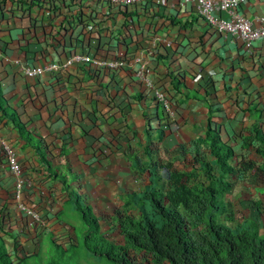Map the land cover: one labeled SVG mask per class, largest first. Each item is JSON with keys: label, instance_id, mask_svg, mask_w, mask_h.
<instances>
[{"label": "crops", "instance_id": "0c3cea01", "mask_svg": "<svg viewBox=\"0 0 264 264\" xmlns=\"http://www.w3.org/2000/svg\"><path fill=\"white\" fill-rule=\"evenodd\" d=\"M15 1L0 0V93L50 167L68 174L71 189L91 208L110 241L124 242L119 213L123 215L129 194L141 193L149 184L145 166L150 158L171 163L179 172L193 170L194 157L202 150L198 139L204 137L208 118L232 147V164L243 159L264 168V160L255 152L260 143L253 136L257 125L264 138L263 41L246 49L238 36L210 30L194 9L146 0L112 18L100 17L102 26L117 31L119 52L131 54V67L102 79L77 69L56 78V74L27 78L21 64L64 59L80 30L63 37V27L54 26L55 20H45L37 10L42 7L39 0H20L30 1L29 10H21ZM72 4L60 0L59 6L73 9ZM237 11L253 27L264 29V0H243ZM32 21H37L36 27ZM107 44L102 38L86 41L78 49L103 54L101 46ZM140 62L145 64L147 84L136 77ZM154 90L167 94L170 111L157 104ZM5 140L13 144L23 174L31 178L20 200L37 208L47 225L33 231L31 219L17 208L13 200L16 179L0 157L4 244L16 242L19 256L25 257L46 233L68 232L74 237L73 227L59 219L68 200L62 184L50 177L35 149L20 140L6 119H0V142ZM147 145L155 150L151 157L146 156ZM197 175L204 179L199 171ZM230 181L224 202L239 218L254 220L264 236V171L246 172ZM127 214L136 216L137 212Z\"/></svg>", "mask_w": 264, "mask_h": 264}, {"label": "trees", "instance_id": "16d2710c", "mask_svg": "<svg viewBox=\"0 0 264 264\" xmlns=\"http://www.w3.org/2000/svg\"><path fill=\"white\" fill-rule=\"evenodd\" d=\"M178 85L179 81L175 88ZM0 119H6L20 140L35 149L47 164L50 177L62 184L68 197L66 204L82 220L77 230L80 242L75 238L64 248L50 234L48 252L39 243L34 253L19 256L17 263L11 261L0 236V264H136L139 255L149 257L148 264H264V236L258 233L256 223L250 218L239 219L223 200L232 178L250 171L261 173L264 168L243 159L232 164L233 149L222 140L210 118L204 137L198 139L202 150L194 157L192 171L179 172L171 163L162 164L150 158L145 166L149 184L143 192L129 194L123 215L119 213L123 244L110 241L102 232L91 208L71 189L68 174L50 167L40 146L1 93ZM253 136L260 143L255 152L264 160V138L259 136L257 125L253 127ZM154 151L151 146L145 147L147 157ZM129 210H135L137 215L127 214ZM190 222L201 225L197 236Z\"/></svg>", "mask_w": 264, "mask_h": 264}, {"label": "built area", "instance_id": "2783aa9c", "mask_svg": "<svg viewBox=\"0 0 264 264\" xmlns=\"http://www.w3.org/2000/svg\"><path fill=\"white\" fill-rule=\"evenodd\" d=\"M62 1V0H61ZM66 1V0H63ZM73 9L66 6H59L60 0H39L38 7L41 13L45 15V20H55L54 26H62L65 37L66 34H72L73 30L79 28V36L69 46V52L62 60L51 61L42 65H27L21 64V70L27 78H37L45 74H56L55 78L62 76L71 69H77L80 72L89 70L98 78L112 76L120 70H125L131 67V54H121L119 46L121 43L116 40V30L111 26H102L100 17L112 18L116 14L125 10L134 8L137 5L145 3L146 0H71ZM152 1V0H149ZM164 1V0H163ZM171 2L179 8H191L204 20L210 30L217 33L227 35H236L244 43L246 49H250L253 43L257 41L264 42V29L253 27L250 20L238 13V7L243 0H165ZM16 3L23 10L27 8L29 2L16 0ZM28 7V10L31 8ZM37 7V6H35ZM33 8V7H32ZM29 12V11H28ZM69 13V14H68ZM227 14V18L222 17V14ZM52 18V19H51ZM40 20V19H39ZM37 21H32V26L36 27ZM58 22V23H57ZM52 29H55L53 27ZM92 38V39H91ZM108 41V47L103 45L101 49L103 54L90 55L89 52L80 51L79 45L86 41H96L100 39ZM100 43L97 44L99 48ZM73 48V49H72ZM36 64V62H34ZM145 64L140 62L136 77L145 84L148 80L145 78ZM153 98L157 104L161 105L165 111H170L172 107L171 100L167 94L160 90H154ZM0 157L4 166L16 181L14 187L13 200L17 208L31 219L30 226L33 231H38L46 228L47 220L42 213L34 206L23 204L20 196L26 186H30L31 178L23 174V168L18 161L17 151L9 140L0 142ZM41 195H46L42 193ZM63 204V200L60 205ZM54 238L61 243L64 248H67L70 243L68 232L55 233ZM16 242L13 245H7V252L13 263L18 262V252L15 248ZM18 246V244H16Z\"/></svg>", "mask_w": 264, "mask_h": 264}, {"label": "rangeland", "instance_id": "374dc122", "mask_svg": "<svg viewBox=\"0 0 264 264\" xmlns=\"http://www.w3.org/2000/svg\"><path fill=\"white\" fill-rule=\"evenodd\" d=\"M159 114H160V116H162L161 110H159ZM64 210L65 211L63 212V214L60 215L59 219H60V221L62 220L64 222L68 223L71 227H73V229H75L74 235H75L77 241L80 242L79 233L77 231L78 228L82 225V220L80 218V214L77 211L72 210L68 204H66L64 206ZM189 226L193 230L194 235L197 236L198 232L201 228V225L190 222ZM49 239H50V237H49V235H47V233L42 235L40 238V246L44 252H48L50 249L49 248L50 247ZM54 240H58V239L54 238ZM73 241H75V240L73 239ZM34 250H36V247L34 248ZM135 261H136V264H148L149 257H146L145 255H139L138 257H136Z\"/></svg>", "mask_w": 264, "mask_h": 264}, {"label": "clouds", "instance_id": "9594fccd", "mask_svg": "<svg viewBox=\"0 0 264 264\" xmlns=\"http://www.w3.org/2000/svg\"><path fill=\"white\" fill-rule=\"evenodd\" d=\"M68 234H69V238H70V240H71L70 243H71V242L73 241V239L75 240L76 237H75V235H74V237H72V236L70 235V233H68ZM52 236H53L52 238H53V240H54V234H52ZM54 241H56V240H54ZM56 242H57V241H56ZM70 243H69V245H70ZM69 245H68V246H69ZM5 246H6V250H7V244H6ZM18 257H19V253H18ZM18 260H19V259H18Z\"/></svg>", "mask_w": 264, "mask_h": 264}]
</instances>
